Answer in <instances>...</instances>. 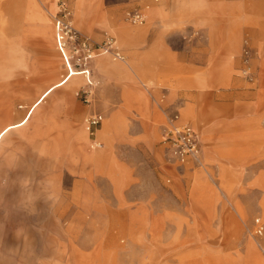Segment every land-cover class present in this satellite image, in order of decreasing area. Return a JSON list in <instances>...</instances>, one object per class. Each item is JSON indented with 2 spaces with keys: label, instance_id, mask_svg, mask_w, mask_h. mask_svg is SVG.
<instances>
[{
  "label": "rangeland",
  "instance_id": "obj_1",
  "mask_svg": "<svg viewBox=\"0 0 264 264\" xmlns=\"http://www.w3.org/2000/svg\"><path fill=\"white\" fill-rule=\"evenodd\" d=\"M27 1L0 0V43L12 37L32 53L30 71L0 85V128L65 73L51 67L40 24L26 20ZM33 1L52 28L64 2L83 38L113 36L124 59L98 55L86 66L91 85L54 89L1 144L0 264H264V0H208L203 16L178 0ZM135 9L143 24L127 19ZM206 17L207 28H193ZM122 28L143 30L123 40ZM171 49L209 60L180 68ZM93 113L103 119L90 134ZM172 113L198 128L196 160L170 159L161 144ZM81 130L83 152L104 160L75 161ZM15 153L26 180L12 170Z\"/></svg>",
  "mask_w": 264,
  "mask_h": 264
},
{
  "label": "built area",
  "instance_id": "obj_2",
  "mask_svg": "<svg viewBox=\"0 0 264 264\" xmlns=\"http://www.w3.org/2000/svg\"><path fill=\"white\" fill-rule=\"evenodd\" d=\"M126 17L133 24H143L145 22V14L141 9L127 12ZM54 28L60 52L64 56L63 48L68 50L70 48L72 64L81 70L101 54H110L117 60L124 59V55L113 36H107L101 44H91L86 38H83L73 26L71 12L64 2H59L57 5ZM89 97L90 95L86 93L84 101L88 102ZM102 119L103 115L101 113L90 114L85 120L86 130L93 134L94 129L101 123ZM161 134V143L165 146L170 159L184 162L188 159L196 160L198 158L201 152L199 131L190 122L180 120L177 113L167 116L165 124L161 128ZM93 144L95 147L101 146L99 141L94 140ZM256 231L260 233L262 227L258 226Z\"/></svg>",
  "mask_w": 264,
  "mask_h": 264
},
{
  "label": "crops",
  "instance_id": "obj_3",
  "mask_svg": "<svg viewBox=\"0 0 264 264\" xmlns=\"http://www.w3.org/2000/svg\"><path fill=\"white\" fill-rule=\"evenodd\" d=\"M27 3H28V5H27V11H26L25 18L28 22L36 21L40 24V28H38V33L42 36V38L44 39L45 45L47 46L45 48V52L50 57L51 67L55 70H57L59 67H63L62 59H61V57H60V55L56 49V46H55L54 24H53V28H52L51 23L49 22L48 19H46L43 16L42 13H40V12L35 13L33 0H28ZM53 9H54V4H49L45 8L47 13H49V14ZM149 12L151 14L152 10H149ZM150 14H149V16H150ZM132 30L141 32V30H143V29L122 28L120 30V33H122L123 40L128 36L127 34H129V32H131ZM32 32H33V30H32ZM171 51H172L171 55H172L173 59L175 60L177 66L179 65L180 68H184V69L185 68H187V69H194V68L204 69V67L207 65V61L209 60V58H207L205 56L199 57L197 55L194 56L193 54L181 53L178 51L174 53L172 49H171ZM106 62L107 61L105 59H102V58L97 59L95 66L99 71L104 72L107 68ZM125 64L126 65H123V68H126V66H127V68H130V65L128 63H125ZM92 66H94V61L92 62ZM83 81H85V77L83 75H80V74H75V75L70 76L69 78H66V71H65V73L61 76V78H58L53 83H51L50 85H48L46 88L43 89V91L32 102V104L30 105V107L27 110V112L25 113V115L19 121H16L13 123H7L3 127L0 128V147H1V144L3 143V141L5 140V138L8 134H14V132H16V130H18L21 127H24L28 123L33 110L54 89L66 85L69 87L70 91H73L74 89H76L79 86L80 83L82 84ZM112 125H113V121H108L107 123H105L103 129L101 131H99V137L106 140L107 142L111 138V132H112V127H113ZM85 141H86V133L84 131L81 130L79 132L78 131L73 132V135H72V147H73L72 148V150H73L72 154L73 155H72V157L75 158V161L80 160L85 165L86 164H93L94 165L96 163L101 162L102 160H104L107 157L104 153L103 154L102 153L89 154V153L83 152V143H85ZM160 142H161V140H160ZM15 156H16V158H14V159L16 160V164L13 166L12 170L14 172L19 170V178L23 177L24 180H26L28 175H29L30 170H29L28 164H26L24 162L25 157L23 155H20L17 153H15ZM9 161H10V163H12L13 157ZM7 194L10 195L9 190H8Z\"/></svg>",
  "mask_w": 264,
  "mask_h": 264
},
{
  "label": "clouds",
  "instance_id": "obj_4",
  "mask_svg": "<svg viewBox=\"0 0 264 264\" xmlns=\"http://www.w3.org/2000/svg\"><path fill=\"white\" fill-rule=\"evenodd\" d=\"M180 8L191 14L203 16L208 8V0H178ZM210 18L206 17L197 24H193L194 29L207 28ZM32 53L15 38L9 37L0 43V85L11 83L21 75L30 71L29 57Z\"/></svg>",
  "mask_w": 264,
  "mask_h": 264
},
{
  "label": "bare ground",
  "instance_id": "obj_5",
  "mask_svg": "<svg viewBox=\"0 0 264 264\" xmlns=\"http://www.w3.org/2000/svg\"><path fill=\"white\" fill-rule=\"evenodd\" d=\"M54 32H55V28H54ZM55 46H56V49H57V51H58V53L62 59V64H63V67L66 71V78H69L70 76L75 75V74H80V75H83L85 77V81H84L85 84H92L91 78H90V70L88 68H83L82 69L83 71H82L81 69L75 68L72 64V61H71V57H72L71 55L72 54L70 53V51L68 49L63 48L64 56L60 52L57 41H56V36H55Z\"/></svg>",
  "mask_w": 264,
  "mask_h": 264
}]
</instances>
